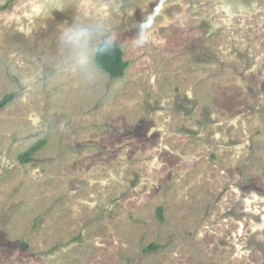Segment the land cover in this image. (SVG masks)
I'll return each instance as SVG.
<instances>
[{
  "label": "rangeland",
  "instance_id": "rangeland-1",
  "mask_svg": "<svg viewBox=\"0 0 264 264\" xmlns=\"http://www.w3.org/2000/svg\"><path fill=\"white\" fill-rule=\"evenodd\" d=\"M84 20L120 78L70 63ZM9 93L0 264H264V0H0Z\"/></svg>",
  "mask_w": 264,
  "mask_h": 264
},
{
  "label": "clouds",
  "instance_id": "clouds-1",
  "mask_svg": "<svg viewBox=\"0 0 264 264\" xmlns=\"http://www.w3.org/2000/svg\"><path fill=\"white\" fill-rule=\"evenodd\" d=\"M61 42L72 53L70 63L74 65L85 79H93L100 72L95 54L113 49L116 34L109 31L100 20H84L66 27L61 34ZM150 30L141 28L134 41L137 48H144L151 43Z\"/></svg>",
  "mask_w": 264,
  "mask_h": 264
},
{
  "label": "trees",
  "instance_id": "trees-1",
  "mask_svg": "<svg viewBox=\"0 0 264 264\" xmlns=\"http://www.w3.org/2000/svg\"><path fill=\"white\" fill-rule=\"evenodd\" d=\"M95 60L97 65L103 69L106 73H108L109 77L114 78H120L123 76L127 66L128 62L123 58V51L121 44L116 42L115 47L113 49H109L107 53L100 51L95 54ZM12 99V94H5L0 99V108L4 107L10 100ZM43 143V141H39L35 144H33L31 147L26 149V151L19 154V158L21 160H29L32 156V154L38 150L40 145ZM157 215L159 218L162 217L161 214V208H157ZM153 245L149 246L152 247ZM148 247V248H149Z\"/></svg>",
  "mask_w": 264,
  "mask_h": 264
}]
</instances>
